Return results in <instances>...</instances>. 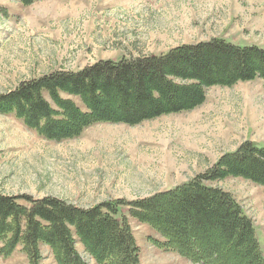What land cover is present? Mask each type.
Segmentation results:
<instances>
[{
  "label": "rangeland",
  "instance_id": "obj_1",
  "mask_svg": "<svg viewBox=\"0 0 264 264\" xmlns=\"http://www.w3.org/2000/svg\"><path fill=\"white\" fill-rule=\"evenodd\" d=\"M106 5L110 11L105 16L93 12L94 6ZM260 11L264 12V0H38L27 6L19 0H0V97L22 82L54 72H77L98 56L113 57L118 47L127 48L125 54L159 55L210 37L226 38L227 31L239 47L251 40L264 43V18L259 22L256 16ZM249 27L253 32L241 39ZM244 141L264 147L260 78L209 87L204 102L189 112L137 125L96 123L77 138L63 141L47 140L14 115L0 114V194L57 199L86 212L110 204L117 218H126L140 264H193L157 247L155 240L162 239L128 213L129 204L207 173ZM205 185L235 199L256 229L264 258V187L240 177ZM74 248L93 263L78 240ZM40 253V264H57L48 246L40 244ZM0 264L27 260L17 246L9 257L0 256Z\"/></svg>",
  "mask_w": 264,
  "mask_h": 264
},
{
  "label": "trees",
  "instance_id": "obj_2",
  "mask_svg": "<svg viewBox=\"0 0 264 264\" xmlns=\"http://www.w3.org/2000/svg\"><path fill=\"white\" fill-rule=\"evenodd\" d=\"M19 1L27 6L38 0ZM255 78L264 85V48L212 39L160 56L98 61L77 72H54L22 82L0 97V114L14 115L47 140L63 141L77 138L96 123L137 125L189 112L204 102L205 89ZM226 177L264 187V147L244 141L207 173L132 202L128 213L162 239L155 240L157 247L193 264H264L252 221L229 193L205 185ZM21 197L0 194L3 258L19 246L27 264H40L44 244L57 264H89L75 251L78 240L92 264H140L126 218H117L110 204L86 212L57 199Z\"/></svg>",
  "mask_w": 264,
  "mask_h": 264
},
{
  "label": "crops",
  "instance_id": "obj_3",
  "mask_svg": "<svg viewBox=\"0 0 264 264\" xmlns=\"http://www.w3.org/2000/svg\"><path fill=\"white\" fill-rule=\"evenodd\" d=\"M86 1V0H85ZM83 2V1H82ZM84 3V2H83ZM85 6V5H84ZM88 7H89V5H88ZM112 10V9H111ZM107 11H110V7L108 6V5H106V6H100V7H98V6H94V8H93V12L95 13V14H100V15H104L105 16V14H107ZM256 16H259L260 18V20H259V22H262V18H264V12H262V11H260V12H258L257 14H256ZM256 16H254L253 17V19H255V18H258V17H256ZM230 20L232 21V24L234 25V23H233V18H230ZM230 22V21H229ZM258 21L257 22H253V23H255V24H257V23H259ZM227 26H229V25H227ZM249 26V25H248ZM227 29V28H226ZM253 28H248V29H246L245 30V35H244V37L243 38H241V39H248L247 38V35H249L250 33H252L253 32ZM246 31H247V33H246ZM226 33H229V35L228 36H231V33L229 32V31H227ZM228 36H226V38L225 37H214V38H211L210 37V39H208V40H205V41H199V42H197L196 44H199V43H205V42H208L209 40H211V39H222V40H224V41H226V42H229V43H231V44H233V45H236L237 46V44L235 43V42H233L231 39H229V37ZM229 40V41H228ZM125 45V44H124ZM184 45H195V44H184ZM257 47V48H260V49H263L264 48V43H258V42H256V41H248V43L246 42L245 43V47ZM177 47V46H176ZM176 47H172V49H174V48H176ZM127 48H121V47H118V48H116L115 49V51H116V55L115 56H113V57H100V56H98V57H96L97 59H96V61H94V62H91V63H89L88 65H86L85 67H88V66H90V65H93V64H95L96 62H98V61H104V60H109V61H113V62H117V61H120V60H122V59H130V58H132V59H135V58H138V57H147L146 55L144 56V55H142L141 56V54H139V53H134L133 55L132 54H128V53H126L125 54V52H124V50H126ZM140 48H138V50H139ZM142 49V48H141ZM171 48H168V49H164V53H162V54H159V55H157V54H154V55H151V56H160V55H163V54H165V53H167V51H170V50H172ZM129 51V50H128ZM136 54V55H135Z\"/></svg>",
  "mask_w": 264,
  "mask_h": 264
}]
</instances>
